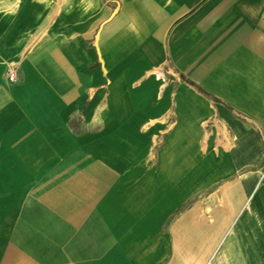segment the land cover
Segmentation results:
<instances>
[{"label":"crops","instance_id":"1","mask_svg":"<svg viewBox=\"0 0 264 264\" xmlns=\"http://www.w3.org/2000/svg\"><path fill=\"white\" fill-rule=\"evenodd\" d=\"M0 264H264V0H0Z\"/></svg>","mask_w":264,"mask_h":264},{"label":"rangeland","instance_id":"2","mask_svg":"<svg viewBox=\"0 0 264 264\" xmlns=\"http://www.w3.org/2000/svg\"><path fill=\"white\" fill-rule=\"evenodd\" d=\"M167 74V76L169 75V73H166ZM173 75V74H172ZM182 77V78H181ZM180 79H184L183 78V76H181L180 74L178 75L177 74V80L179 81ZM130 102V101H129ZM155 149H156V147H158V143H156L155 145ZM214 193V192H213ZM209 195H211V192H210V194ZM198 197H199V195H196V196H194V198L192 199V202L194 203V206H193V210H194V213L195 214H203V213H206L207 215H213V214H215L216 212H215V208L216 207H214V206H207L206 205V203L209 201V200H207V201H205L204 203H201L200 202V200H198ZM203 199L204 200H206L207 198V194L205 193V194H203ZM209 204H213L214 203V201H209L208 202ZM203 204V205H202ZM214 204H216V203H214ZM179 213V212H178Z\"/></svg>","mask_w":264,"mask_h":264},{"label":"built area","instance_id":"3","mask_svg":"<svg viewBox=\"0 0 264 264\" xmlns=\"http://www.w3.org/2000/svg\"><path fill=\"white\" fill-rule=\"evenodd\" d=\"M7 78H8L9 81L16 80V77H15V75L13 73H8Z\"/></svg>","mask_w":264,"mask_h":264},{"label":"bare ground","instance_id":"4","mask_svg":"<svg viewBox=\"0 0 264 264\" xmlns=\"http://www.w3.org/2000/svg\"><path fill=\"white\" fill-rule=\"evenodd\" d=\"M153 71H155V70H153Z\"/></svg>","mask_w":264,"mask_h":264}]
</instances>
